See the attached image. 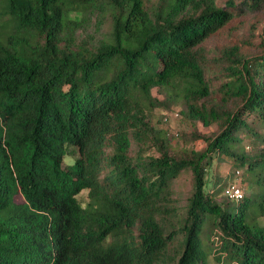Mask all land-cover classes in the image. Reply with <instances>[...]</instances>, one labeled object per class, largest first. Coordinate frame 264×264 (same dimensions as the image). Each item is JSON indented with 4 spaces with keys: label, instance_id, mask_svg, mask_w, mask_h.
Instances as JSON below:
<instances>
[{
    "label": "trees",
    "instance_id": "16d2710c",
    "mask_svg": "<svg viewBox=\"0 0 264 264\" xmlns=\"http://www.w3.org/2000/svg\"><path fill=\"white\" fill-rule=\"evenodd\" d=\"M170 105L215 128L202 149L170 155L151 125ZM261 218L264 0H0V264H264Z\"/></svg>",
    "mask_w": 264,
    "mask_h": 264
},
{
    "label": "rangeland",
    "instance_id": "374dc122",
    "mask_svg": "<svg viewBox=\"0 0 264 264\" xmlns=\"http://www.w3.org/2000/svg\"><path fill=\"white\" fill-rule=\"evenodd\" d=\"M225 0H217L218 3H223ZM261 21V20H260ZM254 17H251L249 14H244L238 17H234L224 28L215 36L209 38L205 43V48L208 53H211V50H217L219 47H222L224 43L228 42H236L239 38H246L247 30L251 23H254ZM244 51L254 52V47H243ZM206 51V52H207ZM214 82V77L210 78ZM153 95L158 97L159 99L162 97L152 91ZM180 106L170 105L168 110H162L159 108H155L151 113V125L160 129L162 132L166 133V138L169 139L170 145V155H181L182 151L187 152L190 149L200 150L204 147V143L200 140L193 139L196 134H210L215 128L208 127L203 128L200 124L194 123L191 124L182 120L178 111ZM174 114H177V116ZM167 118L166 121L163 118ZM212 174L216 173L220 177H227L229 180H236V182H240L243 178L242 169H237L239 175L235 178L234 169L231 166L230 162L222 161L219 164H216L212 168ZM214 171V172H213ZM233 174V175H232ZM190 187V176L189 173H182L171 186V190L173 192V200L176 201L177 204H182ZM241 188L244 193L247 192L246 185L241 183ZM86 194H80L77 196V201L79 204L84 203L86 201ZM16 201L19 202V198L16 197ZM259 223L264 224V218L258 220ZM205 241H201L202 249L206 247ZM210 264H214L213 261Z\"/></svg>",
    "mask_w": 264,
    "mask_h": 264
},
{
    "label": "built area",
    "instance_id": "2783aa9c",
    "mask_svg": "<svg viewBox=\"0 0 264 264\" xmlns=\"http://www.w3.org/2000/svg\"><path fill=\"white\" fill-rule=\"evenodd\" d=\"M176 114H174L175 116ZM164 121H166V118H163ZM235 174V178L239 175V172L236 171L234 172ZM237 193H239L240 195H237ZM222 195L223 197H225L228 200L237 202L239 200H241L242 198V189L239 186V183L236 182V180L230 181L225 188L222 191Z\"/></svg>",
    "mask_w": 264,
    "mask_h": 264
},
{
    "label": "clouds",
    "instance_id": "9594fccd",
    "mask_svg": "<svg viewBox=\"0 0 264 264\" xmlns=\"http://www.w3.org/2000/svg\"><path fill=\"white\" fill-rule=\"evenodd\" d=\"M63 163L68 164L70 166H73L75 164V161L72 160V159H70L69 157L65 156L63 158ZM88 191H89L88 189H82L81 190V194H86ZM237 195H240V194L237 193ZM80 207H81L82 210H85L86 211L87 210V202L81 203L80 204Z\"/></svg>",
    "mask_w": 264,
    "mask_h": 264
}]
</instances>
